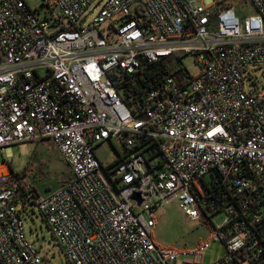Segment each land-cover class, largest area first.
I'll use <instances>...</instances> for the list:
<instances>
[{
  "label": "built area",
  "instance_id": "built-area-1",
  "mask_svg": "<svg viewBox=\"0 0 264 264\" xmlns=\"http://www.w3.org/2000/svg\"><path fill=\"white\" fill-rule=\"evenodd\" d=\"M245 1L254 12L241 17L215 0H0L3 264H49L26 236L29 206L69 264L199 263L210 240L164 248L152 232L172 201L208 216L194 192L211 174L226 213L213 264H264V81L252 74L264 73V0ZM187 54L197 75L178 66L124 101L150 64ZM114 138L126 154L104 166L94 148ZM43 139L71 171L44 195L9 165L12 145Z\"/></svg>",
  "mask_w": 264,
  "mask_h": 264
},
{
  "label": "rangeland",
  "instance_id": "rangeland-1",
  "mask_svg": "<svg viewBox=\"0 0 264 264\" xmlns=\"http://www.w3.org/2000/svg\"><path fill=\"white\" fill-rule=\"evenodd\" d=\"M26 1L33 8L41 4V0ZM215 1L234 5L237 14L241 17L254 12L251 4L245 0ZM195 60V56L192 54L174 59L177 67L183 66L184 70L186 69L194 76L200 72V66ZM252 74L258 81H264L263 69H254ZM94 150L104 166L115 162L120 156L126 154L124 144L115 138L98 144ZM9 152L12 154L9 165L13 175L17 178L22 177L27 185L40 194L49 193L57 188L68 175V165L49 139L14 144L10 147ZM3 157L4 154L0 153V162L3 161ZM34 161L39 163L37 170L29 175L27 167ZM206 180H209V176ZM195 185L202 191L201 180H197ZM157 215L158 219L152 236L154 241L164 248H191L200 242L210 240V247L204 253L201 262L183 263L180 260L177 264H213L225 254V246L220 241L211 238L213 225H219L226 217L224 211L214 214L208 212L209 217L202 216L193 220L186 217L179 207L178 201H172ZM23 217L27 238L39 249L44 259L49 264H69L61 244L40 215L37 207L29 206L27 210L23 211Z\"/></svg>",
  "mask_w": 264,
  "mask_h": 264
},
{
  "label": "trees",
  "instance_id": "trees-1",
  "mask_svg": "<svg viewBox=\"0 0 264 264\" xmlns=\"http://www.w3.org/2000/svg\"><path fill=\"white\" fill-rule=\"evenodd\" d=\"M175 56L166 57L160 61L150 64L145 73V79H141L136 86L124 88L122 95L125 102H129V97L131 96L130 89H133V92L139 89L141 86H146L149 83H154L156 79H159L163 74L169 72L174 75L175 78H178L180 75L179 68H177L176 62L174 61ZM158 153L157 145H153L152 156H155ZM71 178V171L68 168V175L63 180L62 183L66 182ZM207 177L201 179L203 184L202 191L198 188L194 192L195 197L199 200L200 203H205V211L211 212L214 214L216 212H221L222 208H217L216 203L219 201V195H221L220 188L221 182L218 179L216 174L209 175V180H206ZM209 217V216H208ZM0 263L3 264L0 260Z\"/></svg>",
  "mask_w": 264,
  "mask_h": 264
},
{
  "label": "crops",
  "instance_id": "crops-1",
  "mask_svg": "<svg viewBox=\"0 0 264 264\" xmlns=\"http://www.w3.org/2000/svg\"><path fill=\"white\" fill-rule=\"evenodd\" d=\"M55 146V145H54ZM56 147V146H55ZM57 148V147H56ZM39 164V163H38ZM38 164H37V167H38ZM37 167H36V170H37ZM35 173V172H34ZM33 174V173H32ZM31 174V175H32ZM44 194H47V193H42V195H44Z\"/></svg>",
  "mask_w": 264,
  "mask_h": 264
}]
</instances>
